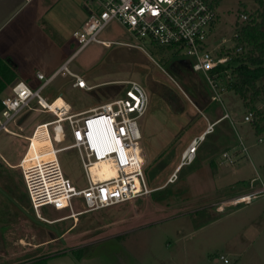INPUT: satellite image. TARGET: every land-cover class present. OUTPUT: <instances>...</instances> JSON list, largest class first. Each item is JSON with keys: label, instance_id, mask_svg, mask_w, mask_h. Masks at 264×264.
Masks as SVG:
<instances>
[{"label": "rangeland", "instance_id": "rangeland-1", "mask_svg": "<svg viewBox=\"0 0 264 264\" xmlns=\"http://www.w3.org/2000/svg\"><path fill=\"white\" fill-rule=\"evenodd\" d=\"M215 1L218 19L208 36L209 44L232 50V36L242 21L240 10H253L256 4L253 0ZM65 5L70 15L51 16L47 28H43L49 35L41 39L40 48L29 62L20 60V72L24 71L37 87L44 79L38 80L35 67L47 80L54 70H46L42 61L48 59L52 67L57 60L56 67L61 59L71 57L70 70L82 74L88 83L99 84L89 90L79 88L72 85L74 79L69 74L56 73L42 87L41 94L48 102L60 95L72 111L119 95L118 80L132 78L140 82L150 101L147 111L137 118L139 150L152 190L129 201L75 215L51 205L36 212L15 165L35 125L54 115L40 109L33 100L31 107L22 108L9 123V131L0 130V264L34 263L39 257L43 262L48 259L45 255L69 246L67 253L85 264H264V194L260 191L264 183V137L259 141L250 121L244 120L248 109L240 96L225 89L212 99L204 74L180 64L179 54L170 48L148 37L135 39L116 20L105 24L97 36L123 44L89 42L75 54L79 44L72 33L80 29L81 18L87 16L86 7L93 10L97 5L92 0H83L81 5L64 0L59 7ZM61 38L67 47L56 45ZM6 86L0 98L10 91ZM171 90L178 95L173 106L169 101L173 100ZM258 106L264 109V99ZM209 122L214 123L213 129L198 143L194 160L174 171L184 147ZM63 124L66 126V121ZM48 131L52 140L51 125ZM70 142L69 135L60 143L52 140L55 147ZM224 149L234 155L232 164L219 163ZM57 157L72 183L84 187L86 179L78 150L66 148L58 151ZM242 189L258 195L249 203L227 207L223 213L215 211L216 200ZM72 201L74 212L83 210L80 197ZM220 254L226 255L229 262L221 258L215 262Z\"/></svg>", "mask_w": 264, "mask_h": 264}, {"label": "built area", "instance_id": "built-area-1", "mask_svg": "<svg viewBox=\"0 0 264 264\" xmlns=\"http://www.w3.org/2000/svg\"><path fill=\"white\" fill-rule=\"evenodd\" d=\"M92 1L96 3L97 8L92 10L87 7V17L80 29L72 33V37L79 44L75 54L89 42H98L105 46L111 43L123 44L122 41L111 42L97 36L105 24L116 20L135 39L148 37L153 43L177 52L178 60L187 61L189 68L202 72L213 93L212 99L227 88L229 80L221 81L220 74L227 75L228 70L219 69L218 65L225 63L228 56L214 54L212 48L215 47H209L208 41L217 15L215 0ZM242 16L245 17V14ZM131 44L143 47L141 43ZM69 60L63 62L51 77L56 73L69 74L74 79L72 85L90 89L91 86L86 84L81 75L69 69ZM35 75L38 80L44 79L40 86L32 88L26 81L14 79L10 84V92L0 98V130L9 131V123L22 108L31 107L30 103L35 100L40 109L54 115L44 121L47 128L51 125L52 140L61 142L68 127L71 142L60 147L54 146L53 157L37 159L27 166L22 165L25 154L21 156L16 166L20 169L32 208L38 212L40 207L51 205L56 209L71 210L73 215L112 206L149 193L152 189L144 174L143 157L139 150L141 131L137 122V118L147 111L150 101L144 86L132 78L118 80L121 83L119 95L82 112H73L67 105L68 112L61 115L51 110L50 104L53 100L48 102L41 94L42 87L51 77L46 80L44 74L39 71ZM251 118L252 112L248 111L244 120ZM63 121H66V126ZM213 124L209 122L204 131L194 136L184 147L177 166L194 160L198 143L213 129ZM27 140H30L29 136ZM71 147H75L80 156L86 179L84 187L72 183L58 161L57 152ZM242 150L247 152L244 144ZM221 153L223 163H233L234 155L231 151L224 150ZM100 160H110L113 163L116 171L114 177L101 181L93 180L90 165ZM260 191L264 194V185ZM257 195L258 192L251 191L237 197L234 202H249ZM77 196L80 197L84 208L74 212L72 200ZM219 258L228 262L223 255Z\"/></svg>", "mask_w": 264, "mask_h": 264}, {"label": "crops", "instance_id": "crops-1", "mask_svg": "<svg viewBox=\"0 0 264 264\" xmlns=\"http://www.w3.org/2000/svg\"><path fill=\"white\" fill-rule=\"evenodd\" d=\"M62 1H64V0H0V56L1 57H9L14 62V64L16 65V69H15L16 77L14 79L18 78V79L24 80L28 83L29 86H31L33 88H36V87L33 86L29 82V78L25 75L24 71L20 72V63H21L20 60L21 59L22 60L28 59L27 61L29 62V59H31L36 54V50H38L41 46V39H43L44 37L49 35L46 33L45 30H43V28H47L48 22L52 19L51 16L54 13H56V14L62 13L63 17H68L70 15L68 12V6L65 5V6L59 7V5H60V3H62ZM71 1L73 3H75V5L76 4L81 5L83 3V0H71ZM82 7H83V5H82ZM86 9H87V7H86ZM87 15H88V9H87ZM86 17L87 16L81 18L82 20L80 21L79 27L81 26L82 22L84 21V19ZM57 43L58 44H56V45L58 47H67V43L64 42L63 38L58 40ZM67 59L69 60L68 57H67ZM67 59H65V60L61 59L60 63L56 67H55V65H56L57 60L55 61V64L52 67L49 64L48 59H46L45 62L42 61L41 65H42V67L46 68V70H48V69H50V71L54 70L52 72V74H53L59 68V66L63 62H65ZM44 63H46L48 66L45 65ZM34 69H35L34 74H36L37 71L43 73V71L41 69H39V67H35ZM79 75H81L83 77V79L85 80V82H87V80L84 78V76L82 74H79ZM11 83H12V81L6 86V88L8 87V90H9V86ZM86 84L88 86H91V88H92L93 86L98 85L99 82H95V83H88L87 82ZM83 89H86V88H83ZM87 90H89V89H87ZM57 96L61 97L60 95H57ZM56 97H54L53 100H55ZM63 101L66 103V105H68V106L70 105L64 99H63ZM69 107H70V109H72L71 105ZM89 108H91V107L83 108V109H77V110H74L73 112H82V111L88 110ZM40 123H42V122H40ZM37 124H39V123H37ZM203 131H201V132H203ZM67 135H69L71 137V134H70L68 127H67V131L65 130L62 141L65 139V137H67ZM58 143H60V142H58ZM23 153H22V155H23ZM212 163H215V162L212 161ZM219 163L220 164L223 163L222 159H220ZM224 164H227V163H224ZM177 165H178V163L176 164L174 171L179 167ZM8 168L9 167H7L6 169H8ZM9 169H11V168H9ZM263 185H264V183H263ZM246 193H248V192L243 191V189H242L239 192L233 193L228 197H223L219 200H216L215 201V205H216L215 211L218 213H223V212H225V209L227 207H229L235 203L240 204L238 202H234V200L237 197H239L243 194H246ZM247 203H249V202H247ZM59 210H63V209H59ZM230 213H232V212H229L226 214L228 215ZM215 220H217V219H215ZM71 247L72 246L65 247V248H59V249L53 251L52 253L45 255V256H48V259L45 261L46 264H85L84 262L81 263V261L73 259V256H71L70 253L69 254L67 253L71 249ZM222 255L227 258L226 255H224V254H222ZM218 259H219L218 257L217 258L215 257L214 261L216 262V261H218ZM21 264H34V263L31 261H24V262H21Z\"/></svg>", "mask_w": 264, "mask_h": 264}, {"label": "trees", "instance_id": "trees-1", "mask_svg": "<svg viewBox=\"0 0 264 264\" xmlns=\"http://www.w3.org/2000/svg\"><path fill=\"white\" fill-rule=\"evenodd\" d=\"M253 1L256 4L255 9L240 10V15L245 14V17L242 16V21L232 36L234 40L232 50L223 47L212 49L217 56L223 54L228 56L225 63L218 65L219 69L228 70L227 75L220 74V80L226 82L228 79L226 89L238 94L244 106L252 112V118L248 121L258 140L261 141L264 137V109L258 104L264 99V0ZM217 19L218 11L211 33ZM209 47H211L210 44ZM15 69L16 65L9 57L0 56V91L14 80ZM241 139L238 142L243 145L244 142ZM42 258H37L34 263L46 264L45 261L41 262Z\"/></svg>", "mask_w": 264, "mask_h": 264}, {"label": "bare ground", "instance_id": "bare-ground-1", "mask_svg": "<svg viewBox=\"0 0 264 264\" xmlns=\"http://www.w3.org/2000/svg\"><path fill=\"white\" fill-rule=\"evenodd\" d=\"M57 106L63 107L59 109ZM50 107L51 110H54L61 115L68 112L66 109L68 108L66 103L59 96H57L55 100H53V103L50 104ZM29 138L30 140L28 141L27 148L24 151L25 155L22 159V165L27 166L34 163L37 159L53 157L55 147L52 144L47 125L44 124V122L39 123L35 126L32 134L29 135ZM90 172L94 181L105 180L116 175L114 165L110 160H100L94 162L90 165Z\"/></svg>", "mask_w": 264, "mask_h": 264}, {"label": "flooded vegetation", "instance_id": "flooded-vegetation-1", "mask_svg": "<svg viewBox=\"0 0 264 264\" xmlns=\"http://www.w3.org/2000/svg\"><path fill=\"white\" fill-rule=\"evenodd\" d=\"M180 64H183L184 66H186V67H189V64H188V62L187 61H180V60H177ZM170 96H171V98L173 99V100H169L170 101V104L173 106L174 105V103H175V100H177V98H178V95L174 92V91H170Z\"/></svg>", "mask_w": 264, "mask_h": 264}, {"label": "clouds", "instance_id": "clouds-1", "mask_svg": "<svg viewBox=\"0 0 264 264\" xmlns=\"http://www.w3.org/2000/svg\"><path fill=\"white\" fill-rule=\"evenodd\" d=\"M16 79H18V78H16ZM2 97V96H1Z\"/></svg>", "mask_w": 264, "mask_h": 264}, {"label": "water", "instance_id": "water-1", "mask_svg": "<svg viewBox=\"0 0 264 264\" xmlns=\"http://www.w3.org/2000/svg\"><path fill=\"white\" fill-rule=\"evenodd\" d=\"M180 61H183V60H180Z\"/></svg>", "mask_w": 264, "mask_h": 264}]
</instances>
